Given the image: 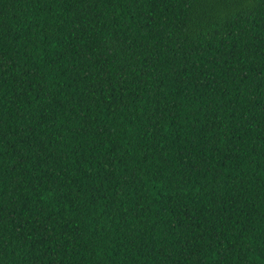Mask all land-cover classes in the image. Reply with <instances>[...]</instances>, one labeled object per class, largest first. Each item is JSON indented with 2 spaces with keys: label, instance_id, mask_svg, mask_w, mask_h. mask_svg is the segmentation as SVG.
<instances>
[{
  "label": "trees",
  "instance_id": "1",
  "mask_svg": "<svg viewBox=\"0 0 264 264\" xmlns=\"http://www.w3.org/2000/svg\"><path fill=\"white\" fill-rule=\"evenodd\" d=\"M0 264H264V0H0Z\"/></svg>",
  "mask_w": 264,
  "mask_h": 264
}]
</instances>
